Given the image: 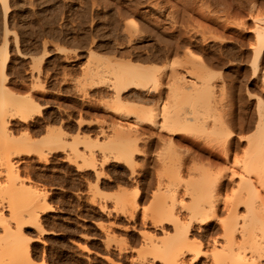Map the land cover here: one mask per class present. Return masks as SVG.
<instances>
[{"label":"rangeland","instance_id":"rangeland-1","mask_svg":"<svg viewBox=\"0 0 264 264\" xmlns=\"http://www.w3.org/2000/svg\"><path fill=\"white\" fill-rule=\"evenodd\" d=\"M8 1L6 14L0 1V52L4 50L6 23L10 30L6 85L14 93L6 105V116L16 112L19 102L31 95L38 106H45L32 121L11 120L15 135L24 137L31 129L36 140L33 153L26 157L29 160L20 163L22 180L26 184L32 181L28 184H37L45 191L51 206L40 215L47 233L41 235L37 228L27 230L30 237L41 235L42 241L32 242L34 258L40 263L163 264L151 246L156 238L162 245L172 243L169 235L174 234V226L165 221L161 225L159 218L157 223L153 215L165 191H180L177 210L186 216L193 194L199 190L201 171L211 173L212 178L216 171L225 173L226 186L221 192L226 197L235 190L238 174L246 172L254 178L258 170H264V154L254 153L250 147L257 121L264 114V49L255 65L259 49L256 34L264 26V0ZM124 63L155 72L157 82L146 92L150 99L123 105L112 102L109 84L123 71ZM95 72L97 76L92 79ZM201 72L209 80L211 91L206 95L198 89ZM181 76L192 80L194 86L183 90L178 83ZM96 82L99 84L95 86ZM93 85L103 94L94 93ZM141 107L158 114L156 123L140 130L145 132L138 141L142 152L129 164L105 161L104 153L115 150L109 141L116 123L136 124L135 112ZM186 114L192 127L183 128L177 135L170 133L166 117ZM79 120L93 124L79 127ZM221 121L234 136L228 157L216 149L214 130ZM61 124L72 136L65 150L55 155L43 142L49 130ZM77 134L107 142H103L107 144L105 151L100 148L102 144L95 147L99 161L96 169L104 171L100 183L97 172L79 171L76 164L66 160L73 154L72 141ZM171 137L177 146L168 144ZM3 150L0 147V159ZM29 161L35 170L31 165L30 169ZM192 166L196 170L190 171ZM0 179V199L6 195L8 198L1 201L7 202L12 196L5 193L6 183ZM136 190L141 191L138 205L120 203L122 194L132 197ZM245 207H240L242 213ZM225 209L222 205L220 215H227ZM198 225L193 237L203 242L202 250L207 251L215 244L212 239L220 237V224L212 220ZM186 256L191 261L192 256ZM205 257L192 264H208ZM189 260L187 264H191Z\"/></svg>","mask_w":264,"mask_h":264},{"label":"bare ground","instance_id":"bare-ground-1","mask_svg":"<svg viewBox=\"0 0 264 264\" xmlns=\"http://www.w3.org/2000/svg\"><path fill=\"white\" fill-rule=\"evenodd\" d=\"M0 1L6 14L9 7V1ZM257 29H259V27ZM9 31L10 30L5 23L4 50L3 52H0V74L2 75V83L0 86V147L5 151L3 150L4 153H2L3 156L0 159V178H4L3 180L6 183L5 185L3 184L4 187L2 186L3 188L6 187V192H4L9 193L12 197L9 198L7 202L5 201L6 205H4L5 202L1 200H6L5 197L7 196L5 195L3 196L4 198L0 199V264H47L48 262L46 260L45 261L47 263L45 261L40 263L36 260L37 258H34V248L32 249V242L42 241V238L40 237L42 235L41 232L47 233L46 229H44L41 225L40 215L42 212H45V210H49L51 208L50 204L48 205V195L45 191L39 190L37 184H35L37 186L28 184L30 182L29 179L31 180V178H29L30 175L28 176L29 182L27 184L24 183L25 181L22 180L20 171V163L25 161L26 157L33 153L34 149L32 146L36 140L32 132L29 131L31 129H27L24 137H18L15 135L13 127L11 126V120L16 118L25 123L32 121L35 116H40L42 114V109L45 106H38L37 101L31 95L26 100L19 102V108L16 112H12L9 116H6V105L10 103L12 99L11 97H14V93L6 85L8 75L5 74V67L10 58V53L7 50V37L10 33ZM14 35L16 36L15 41L18 42V35L15 32ZM256 35L259 43V49L256 51L255 65H258L264 49V26L257 31ZM96 72L92 74V79L97 76ZM206 76L207 75L204 73L200 75L202 83L198 87V89L206 91L204 95H206L208 91H211L209 89V80L207 79L208 77L205 78ZM181 77L182 80L180 77H177V80L179 81L180 79L178 83L181 84L182 89H191L194 82H191L192 80L190 81V79L185 80L187 79L185 76ZM95 79L97 81V78ZM157 79L158 78L155 72L151 68L134 67L130 64L124 63L123 71L116 73L112 79V83L110 82L111 84H109V90L112 91L113 96L112 102L114 104L123 105L127 101L144 102L146 99H150L147 96L149 93H146L148 92L147 89L151 83L156 84ZM93 81L91 83H94ZM98 84L99 83L96 82L95 86ZM95 86L93 85V92L103 94V91H98ZM208 95L206 98L209 97ZM135 113L136 124L133 123V125L132 123H127V126H120L119 124H122V122H118V126L116 123L115 128L117 129H114L113 131L115 133L114 137H110L111 140H108L110 142L109 144H114L112 147H114L115 152L113 150L108 151V153L105 152V161L113 159L118 162L122 161L129 164L132 160H134L132 158H134L136 153L142 152L140 151L142 149L138 146V141L142 139V133L140 130H143L145 125H153L156 123V116H158V114L155 110L145 107H141ZM69 116L70 115H68V117ZM122 117L124 116H121V118ZM173 117H176L175 120ZM69 121L70 120L68 119V122ZM191 121V118L187 116V114L181 116L171 115L166 117L167 123L165 126L170 128V133L177 135V133L185 130L183 128H186L187 126L188 128L192 127ZM63 122L64 121H62V123ZM257 122L259 123L256 124V134L255 137H253L254 139H251L250 143L253 140L254 142H252L253 144H250L252 146H249L254 148V153L257 151V153H260L259 155H263L264 114L260 117V121ZM87 124L86 122L84 123L83 120H79V127L84 125L89 128V126L91 127L93 123H90V125ZM175 124L182 125V127H174ZM227 127L226 123L221 121L216 123V130H214L216 131L215 141H217L216 144L219 146L216 147V149L220 148V151H218L224 153L226 157L229 155L228 151L230 150V145L234 137L232 133L233 131H229ZM71 136L72 134L61 124V126L49 130V133L47 137L44 138L43 143L52 154L54 153L55 155H59L62 150H65L64 147L67 146V141H69L68 138ZM98 138L99 137L94 138L90 134H87V136L83 134L73 136L72 147L74 148V151L73 154L66 156V160L76 164V169L79 171L90 169V171L94 170L97 172V183L98 181L100 183V178L104 176V171L102 170L103 172L99 173L100 168H98L99 171L96 169L99 161L96 155L95 147L102 146L104 141L102 142V140ZM170 139L171 141L167 140V142H170V144L169 142L168 144L172 146L176 145L175 142L177 141L172 137ZM105 145L107 144L100 147L104 151L107 147H105ZM8 148L10 150H8ZM248 150L250 149L248 148ZM251 151H253V149ZM254 153L253 156H255ZM16 158H18V160H15ZM258 158L260 157L258 156L257 159ZM105 161L104 164L107 163H105ZM32 164L33 163L29 164V166H32ZM102 166L104 165L102 164ZM32 167L33 169L35 168L34 166ZM32 167L30 169H32ZM192 168L198 169L197 165L195 168L194 166L190 167V171L193 170ZM245 168H247V166ZM201 172L202 174L199 172L202 176L200 185L198 186L199 190L196 195L193 194V196H195V198H193V203L188 206L190 209L189 215H182V217L180 215L181 213L179 214V211L177 210V203L180 200L179 198L181 195L180 191L167 190L164 192L162 204L156 213L153 214L157 216L154 219L156 221L158 220L157 223H159L160 219L162 221L160 222L161 225L163 221L168 222L169 224L171 223L174 226L175 231L172 232L174 233L171 234L172 236L169 235L172 239V243L169 245H162L159 243L161 240L156 238L154 241V238H150L151 242L154 241V244L152 243L151 247L153 248L152 250L156 252V256L161 257L162 262H165L163 264H187L189 263V258L186 255L192 256L190 257L192 262L189 260L191 264L194 261L201 260L200 257L202 256H207V258H205L208 260V264H264V170H258L256 172V177L254 178L250 176L252 174H248L245 171V173L239 172V182L237 184L235 182L236 186L233 184L235 186V190L232 189L233 192H231L230 195L227 194L226 197H223L221 192L226 186L224 182L226 177L225 173L223 174V172L220 173V171H216V176L212 178L213 175L211 173L210 177L209 172ZM19 184L21 186H18ZM9 189L11 192H7L10 191ZM4 192L2 191L3 195L5 194ZM122 195L123 196L120 197V203L123 205H127L128 202L138 205L139 197H141V191L136 190L132 197L128 196L127 193ZM222 205L226 208L225 210H227V215H220ZM4 206H7L9 213L4 211V209L6 210ZM244 206H246L244 210L245 212L242 213V211H240V207L244 208ZM212 220H216L220 224L219 228H221V232L218 230L220 232V237L218 238L217 236L216 238H213L214 241L212 239V242H215V244L209 247L207 251H204L202 250V246L205 244L198 241V238V240L195 239V236L193 237L194 233L192 232L198 224L202 226ZM156 221L154 222L156 223ZM163 227L165 228L164 225ZM28 228L40 229L41 235L37 237H30L27 232ZM218 231L216 235H218ZM91 238L93 239V237ZM150 240H148V243ZM106 259L109 260V258ZM143 263L144 262H142V264Z\"/></svg>","mask_w":264,"mask_h":264}]
</instances>
